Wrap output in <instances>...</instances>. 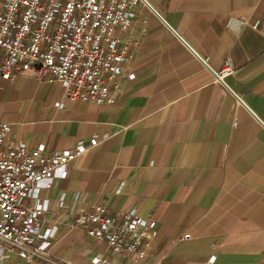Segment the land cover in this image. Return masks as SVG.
Masks as SVG:
<instances>
[{"label": "crops", "instance_id": "obj_1", "mask_svg": "<svg viewBox=\"0 0 264 264\" xmlns=\"http://www.w3.org/2000/svg\"><path fill=\"white\" fill-rule=\"evenodd\" d=\"M135 13L124 36L135 77L121 78L112 104L0 74L7 140L46 153L97 140L66 178L40 189L41 223L54 230L48 259L8 248L0 264H94L97 255L113 264H264V0H145ZM227 57L237 72L224 85L215 71ZM94 205L155 220L146 254L112 251L77 226L76 214Z\"/></svg>", "mask_w": 264, "mask_h": 264}, {"label": "built area", "instance_id": "obj_2", "mask_svg": "<svg viewBox=\"0 0 264 264\" xmlns=\"http://www.w3.org/2000/svg\"><path fill=\"white\" fill-rule=\"evenodd\" d=\"M140 1L145 0H0V74L10 81L24 74L59 82L67 99L114 103L121 78L135 77L125 70L131 42L124 36ZM236 72L227 57L215 80L226 85L225 78ZM10 129L9 122H0V254L10 248L27 260L48 259L54 230L41 223L48 201L38 198L40 189L66 178L69 164L97 140L46 153L44 144L31 148L7 140ZM29 197L36 204L25 205ZM75 224L135 259L146 254L157 234V222L137 209L111 215L94 205L78 212ZM93 263L113 264L107 255L95 256Z\"/></svg>", "mask_w": 264, "mask_h": 264}]
</instances>
